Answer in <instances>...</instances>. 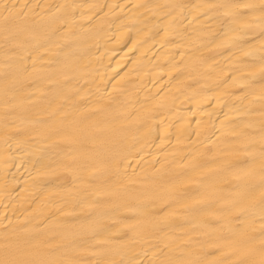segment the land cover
I'll use <instances>...</instances> for the list:
<instances>
[{"label":"bare ground","instance_id":"bare-ground-1","mask_svg":"<svg viewBox=\"0 0 264 264\" xmlns=\"http://www.w3.org/2000/svg\"><path fill=\"white\" fill-rule=\"evenodd\" d=\"M0 264H264V0H0Z\"/></svg>","mask_w":264,"mask_h":264}]
</instances>
